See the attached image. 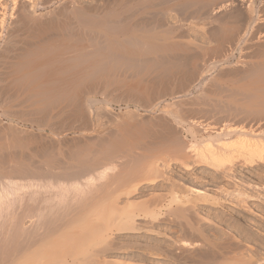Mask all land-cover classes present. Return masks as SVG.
Listing matches in <instances>:
<instances>
[{
	"label": "rangeland",
	"instance_id": "374dc122",
	"mask_svg": "<svg viewBox=\"0 0 264 264\" xmlns=\"http://www.w3.org/2000/svg\"><path fill=\"white\" fill-rule=\"evenodd\" d=\"M18 1L0 0V4L4 5L7 8V11L9 14L8 16L9 18H7L5 26L3 28L6 31L2 30L1 31L2 33H0L1 34L0 35V95L2 96V98L0 96V102L2 103V104L0 103V119H1L0 122H3V123L8 122V120L6 119V116L7 117L12 116V114L14 117L18 115L19 119L22 117H25L26 115L27 116L25 118H28L31 120L34 118L37 120H39L40 118L45 119L44 116L51 115L50 113L46 114L47 112L53 113L54 111H51L53 110V108H55L56 106L58 107L59 105V108H56V110L60 109V106L64 104V100H62L63 96L69 97L71 94L72 96H75L76 94L75 95L73 94L78 92L77 98L78 97H80L81 99L88 98L86 99L87 101H89L88 106L90 105L89 108L91 111L93 109L92 111L93 113L91 114L92 116L88 119L85 116H79L80 109L78 110L79 111L78 112L77 110L66 108L68 102L62 106V109L66 108L67 109L66 111L69 110L68 111L69 115L71 113L73 115L78 113L79 117H82V118L85 117L86 123H84V121L81 118L80 119L82 121L78 120L79 118H77L78 117L77 115H76V119H77L76 121L77 122L79 121V123L81 122V124L82 122L83 124L89 123L88 126L91 127V131L93 130V133L97 134V136L101 138L104 137L102 140L100 138L103 145H99V147L102 146L104 150L108 148L109 149L113 148L118 151L122 150L121 152H123V150L124 152L128 150L127 152H130L132 154L135 153L138 155L140 154V152L141 154L152 152V150L161 147L160 144L167 145L166 136H167V139L171 137V139L169 140H173V136H175L173 134H176V132L174 131L173 133L171 132L169 123L167 121L168 117L164 116L163 114L164 113L163 110H165L164 108L167 107L166 106L167 104L170 105L168 106L172 114L174 112L176 116L178 115L180 118L182 117L181 120H183V124L181 125V129L177 131L179 134H181L179 135V137L180 136L181 137L180 138L177 136L175 137L179 138L180 140L183 139L182 142H186L185 146H187V144L192 143V139L190 138V135L187 134L188 132H186L187 131L186 128L189 127L188 126L189 121H193L194 119L202 122V125L204 126L201 125L199 128L200 129L204 128V130H206L207 127L209 128V127H215V126H216L215 127L216 129L219 126L218 129L224 130V132H228L227 130H230L231 132L237 127L239 129L243 126H245L247 129L257 128L258 124L255 121L256 118H258L257 116L255 118L254 116H252L247 119H245V117L244 119L241 117L242 118L241 120V118L236 116L235 113L233 114V112L235 111L233 110L230 111V110L231 108L233 109L234 107L238 109L240 107L241 109V107L245 108L248 106V103L245 102L247 97L244 98L243 95L239 93L240 91L244 93L247 91L249 92L254 88L264 89V82H262L264 81V69H262V67H264V26H263L264 21L262 20L264 19V0H253L254 2L252 0H247V3L251 1L254 4L253 6L254 8L253 10L255 11V12L253 11V13L255 14L254 18H256L258 22L261 21L260 23L256 22L258 24L257 26L261 25L262 23L261 27L259 26L262 29L261 30L262 32L260 31L261 34L257 35V38L259 39L258 41H257V38L255 39V43L257 41L256 43L257 45L256 44L252 45L251 49L253 50L250 49L251 51L250 50L248 51L249 54L247 52L246 56H248V58L244 55L243 51H242L243 53H241L240 48L235 50V48L231 47V42H230L231 36L222 34L221 35L222 37H219L221 33L219 34L217 32L218 31V29L216 28L217 24L212 23V21L216 22L214 20H216L217 18L216 19L213 18L212 15H211L212 18H210L211 17L210 14L207 13L208 11L211 12L212 10L211 8H214L215 5L217 6V3L218 4L224 3V2L226 3L228 1L227 4H229L230 2L232 3L235 0H49V1L48 0H21V1L18 0ZM191 4H194L195 8ZM212 4H214V6H212ZM65 8H68V9H65ZM235 8H236V12L238 10L237 13L240 15V12L242 13L243 11L244 13L246 9V5L241 6L238 4L235 7L231 6L230 9H228L226 13L224 12V16L228 12L231 13L232 10L233 12H235ZM13 10L17 11L16 23H15V19L13 18L11 19V14L14 12ZM190 12L192 13L190 14ZM233 12L230 15L237 14L236 12L235 13ZM206 13L210 17L206 16ZM238 14L236 15L237 17H239ZM222 16L223 15H221V18ZM224 16L223 18H225ZM228 17L229 15H227L226 18ZM12 20H14V23ZM117 22L118 23L120 22V23L118 24ZM202 24L205 25L206 26L205 28L208 29L207 33H205L207 30L205 31V29L202 27L203 26ZM150 28L152 29V31ZM111 29L113 32L111 31ZM120 29L126 30L124 31L125 34L134 35L138 38L139 37L146 38V33L149 32L153 34L154 32V34L157 35L161 39L165 37L167 39L166 43L168 44H172L174 41L179 42L180 44L184 46V47H181L182 49H184V51H180L179 49H177L178 52L174 51L175 52L174 53L172 51L173 53H170L171 55H169V58L164 59L165 57H168L167 53L165 55L161 53L160 54L151 53V55L149 56L148 54H142V53L140 54L139 52L140 48H138L136 45H134V47L138 51L135 48H133V46H130L129 44L126 45L127 46L126 48L125 47L123 48L124 50L123 49L115 50L112 52L104 48H101L102 46L100 44H102V41L104 43V38H103L104 35H108L110 38H115L119 36V38H121L122 40L123 37L121 35L124 33H121L123 32V30L120 32ZM209 31L210 33H213L214 35L217 32L219 35H217L216 33V35L213 36V38H210L211 34L209 33ZM96 34L98 35L96 36ZM258 36L260 37L262 36V37L260 38ZM92 37L93 38L95 37L96 39L95 38L93 39ZM218 37L220 38L219 40H218ZM99 38H102V40ZM76 40L78 43L76 42ZM79 41H81V43ZM63 42L67 45H65ZM159 42H162V41L159 40ZM219 42H222V43H219ZM92 43L94 45L92 46L93 47L96 46L95 50L98 49V51L93 50L94 48L90 46ZM5 44L7 46H5ZM186 44H187V47H186ZM71 45H72V48H76L78 46L80 47L82 46L84 48L88 46L91 47L92 48V50L90 48L91 54L87 60L89 63L87 61L82 62L83 64L81 63V65L77 64L78 67L77 65L67 66L66 67L67 69L68 67L71 68V72H68L67 70L69 74L65 73L66 69H63L65 68L64 64L55 65V67L48 66V65H47V68L44 67L45 66L44 64H47L50 62L48 60H51L57 54L61 55L63 51H66L68 49L67 47L71 48ZM255 45L257 48L253 47ZM65 46H67L66 49H65ZM216 46L217 47L219 46L220 48L219 47L217 48ZM80 47H78L79 50H82L83 48L81 47L82 48L81 49ZM131 47L135 50H132ZM195 48L196 50H194ZM55 50L57 51L56 53L53 52ZM30 52L34 55L31 56ZM33 52H35L37 56L38 55L40 56H38L37 58V56ZM111 53L114 54V56H112ZM115 53L117 55L119 54L120 56L119 55L115 56ZM176 55H178L179 58L181 56L182 57L181 60L186 59L185 61L187 63H185L184 60L180 61L179 59H177ZM174 57L177 60H174ZM31 60H36V61L38 60V61L36 62V61H31ZM151 61L154 62V65L152 64ZM177 61L178 63H176ZM245 61L248 62L249 64L245 63L246 65L244 64L245 65L244 66L243 63ZM28 62L30 63L29 66H28ZM101 62H103L104 64ZM19 63H21V65ZM95 63L96 64L99 63V64L96 65ZM170 63H172L173 65ZM25 64L27 65L25 66ZM183 64L185 65L187 64V65L185 66ZM19 66L20 68L23 67L21 69L22 72L20 68L17 69V67ZM12 67L14 69H12ZM86 67L87 68L89 67V69H87ZM192 67H195V68H192ZM193 69L196 71V73H194L195 71ZM254 69L256 72L253 71L254 73H251V74H254V76L253 75L249 76V73L252 72V70ZM88 70L90 72H88ZM12 71L15 72V74H13ZM16 71L19 74H17ZM60 71L62 73L65 71L64 74L65 75L67 74V75L65 76L64 74L60 73ZM242 72L243 74H241ZM25 73L26 74L28 73L27 76ZM75 73L76 74L78 73L79 75L78 74L76 75ZM6 74L7 76L10 75L11 77L10 76L7 77ZM23 75L24 77L26 76V78H24ZM190 75H193V76L195 75V76L190 77ZM21 76L24 79L23 78L21 79ZM70 76H72L73 78ZM75 77L77 80L75 79ZM71 78L73 79V81L70 80ZM74 80L76 81L75 83H74ZM54 81L55 82L57 81L56 86H55ZM63 81L64 83H62ZM70 81L72 82V84ZM74 84L76 86H74ZM77 84L79 85V87H77L78 86ZM71 86L73 87V89ZM68 87L69 88L71 87L70 90L72 91V92H69V95H63V96L60 95L61 98L60 96H58L59 98L56 96L57 92L61 93L62 91L63 94H65L66 92L68 93V91H70ZM180 89L186 91L187 94L185 95L184 98L175 97L174 99L171 96V93L178 92V90L181 91ZM51 90L52 91L57 90V91L56 92L54 91L55 92L54 93ZM258 96L259 98L264 100V90L263 92H260V93L258 92ZM55 99L56 100L58 99L57 103L60 101L58 105H56L57 103ZM242 99H245V100H242ZM90 100H92L93 103L90 102ZM53 103L54 105H52ZM50 105L51 107L52 106L53 107L50 108ZM225 105L228 106L230 110L227 109L228 107H226ZM222 108L225 112L222 110ZM60 110H57V111H60ZM4 114L6 115L3 117ZM66 114L67 112L64 114V116ZM68 114L66 115L67 117L63 116V119L61 117L60 120H64L65 118V122H66L67 121L66 119L69 118L68 119L69 122L74 123L75 116H72L71 114L70 115L72 117L71 119L70 116H68ZM174 114L172 116H174ZM168 115L172 118L171 113H169ZM164 118H167V119H164ZM97 120L99 121V123H97L98 122ZM90 121H91V124H90ZM257 121L259 123L262 121L261 131H264V115L263 117L262 116L259 117ZM66 123H68V121ZM184 123H187V124H184ZM221 127L222 128L226 127L227 129L226 128H225L226 130L221 129ZM201 131L203 134V129H201ZM169 140L167 142H169ZM176 141L178 142V140ZM170 143L171 141L169 142L168 146L171 145ZM2 144L4 146V143ZM106 145L108 148L106 147ZM179 145L182 147L184 146L183 144L182 145L179 144ZM7 150H8V153H5L4 151H7ZM7 150H2V153L4 152L5 155L7 154L6 155L7 157L1 153L3 155V158H6L5 160L4 159H1V160L5 161V165L8 163L7 166L11 164V161L13 162V160L11 159L8 160V158L11 156H13L12 159H15L14 164L17 163L18 165H21L22 163V165L25 167L26 166L28 167V165L29 167L33 166L32 169L35 168V170L36 168L37 170L44 168L46 165V164L44 165L43 163H41L43 162L42 160L43 157H40L41 159H38L39 157H32L33 159L35 158L33 160L32 158L29 157L28 154L23 155L20 153V151L14 149L21 154L20 155L17 152L16 158H14L15 151L11 153L9 149ZM10 150L12 151L13 149H10ZM131 150L133 152H131ZM8 155L10 156L8 157ZM25 156L26 158L24 159ZM4 161H2L3 162L2 165H4ZM44 162L46 163V161ZM52 163L54 167H57V166L60 167L59 164H56L58 162H52ZM49 164L50 163H48L47 165ZM162 165L160 166V169L163 168L161 170L166 174L164 177H170V179H172L171 181L176 180L174 183L177 182V184L179 183V184H183L184 186L186 185L187 188L190 187V188L203 190L202 192H205V194L207 192V194L211 195L210 197H213V198L217 197L221 199L220 200L221 204L218 206V208L211 206V204L208 206H202V205H198L200 204L198 203L195 206L196 208L195 215H198V216H195L194 213H192V216L194 217V219L193 217H191L190 219L188 218L191 216V214H189L190 216L188 215L187 218L190 221L192 220L195 223L194 224L192 222L194 225L198 223L199 225L197 224L196 227L197 226L201 227V229L205 228V229H202L203 231L200 228L199 229L202 231L203 234L205 232L204 236L206 238L208 239L210 238L208 240L209 242L211 240L215 241V242L211 241L213 243L212 245H216L217 243H218L217 245L220 244L219 248L216 247L217 245L215 246L217 250L220 249V252H222L223 254H226V252L228 253V251L234 253V254L232 253L233 258L235 255L234 259H231V255H232L231 253L226 254L230 257V260L233 261L229 263V260H226L228 261L227 264H231V263L239 264L240 262H241L240 264H242L245 261V258L250 261L252 260L251 258H253V260L256 259L254 261L252 260L253 264L256 263V261L260 262L259 264H262V262L264 264V259H263L264 258V174H263L264 168L262 169L259 168L261 169V172H260L258 168L257 170L253 168L238 167L236 168L237 169L235 172L236 177L234 178L236 180L233 181L234 182L233 185L232 184L228 185L229 183L227 182H222V183L220 182V184L212 185L211 183L212 175L210 174L211 171L207 170L205 167L197 166L196 171L190 173V172H186L182 168L181 165L175 163L174 161H171L169 165H165V166L163 165V167ZM221 179L223 180L224 177H222ZM163 180L164 179L161 178L159 181H157L158 185L153 184L152 186L145 185V183L147 182H143L145 186H143V188L140 187V190L138 191V193L133 195L130 198V201L133 203H141V202H145L150 199H153L157 195L160 196L161 194V196L163 195L162 199L163 200L165 199L164 201L165 204H168V201L171 198L169 186L170 184H172V182L168 183L167 181L164 180L165 181L164 182ZM180 180H183V182H181ZM237 188L239 190H242L243 193H246L247 196H249L247 197V200H246V197L244 196H241V197L238 196L239 195L238 193H241V192H238L239 190ZM227 190H229L230 192H236V194L238 195L236 197L234 196V198H237V199H233V197L228 194L229 191ZM182 196L183 195L180 194V197ZM238 197H240V200ZM241 198L243 199V201ZM251 198L254 199V201L251 200ZM126 202L127 200L125 198H122V200L120 201V204L124 206ZM36 205H39V204H36ZM58 210L59 209H57V211ZM64 210L65 209L61 210L62 212L60 213L62 214ZM47 211H46L47 216L46 215L45 216L50 217V215L53 212L48 215ZM50 211H53V210H50ZM43 212L45 214V211ZM197 217L199 219H197ZM179 220L180 219L178 218L176 219L174 216H170L168 210H164L162 212V216L160 217L159 221L154 222V223L153 221H150L149 219H138L136 222L140 226H142V228H144L141 234H137V235L136 234H128V235L127 234L125 235L116 234L113 238V242L116 243L115 244L116 247L122 248L123 246L124 251H126L125 253L120 252L123 249L121 250L116 249L114 251H111L105 254L104 257L103 255L100 256L98 259L99 261H95L96 263L94 261H90L87 263L105 264L108 262L107 264H109V261H110V264L111 262H114L112 264H174L176 262L178 263V259L176 260V262L170 259V256H168V252H166V249L170 248L169 245L171 246L172 244H174L173 241L176 238L181 239L183 237L182 236L183 234H181L183 233V231L180 230L181 229L180 224L182 222L180 223ZM199 220H202V221H199ZM26 223L28 225L29 221H27ZM84 223L85 222H80V221H75L74 223H72L73 225L71 224L72 226L71 228L73 230L71 232L75 234H81L83 232L85 233L86 230H81V227L82 225H85L88 222H86L85 224ZM89 223H88V226L91 225V223L90 224ZM183 223L184 224H181V225H185V222ZM85 226L87 227V224ZM149 228L152 231H149ZM171 229L174 232L177 231V234L176 233H175L176 235L174 234L175 238L171 235L172 233H174L171 231ZM69 230L70 229H68V231ZM68 231L66 230V232ZM217 233L219 234V238L217 237L218 235ZM207 235L209 237H207ZM170 236L173 237L172 240H170L171 238ZM215 237H217L218 239ZM57 240L59 241L60 239H57ZM229 242L230 243L233 242V243L230 244ZM225 243L226 245H224ZM212 245H211V249L210 247H208V245H206L205 248L206 249L207 247L209 248L207 249L206 254L204 253L205 248L202 249L198 247L197 249H194V250L190 249L189 251L187 249V251L185 252L183 249L182 251L183 253L181 252V255L180 253L177 254V257L178 256L183 257L184 255V257L181 259V261L178 264H181L183 261L184 262L182 264L184 263L185 264H189V263L190 264H211V262L212 264H218L220 258L217 259V256L215 257L206 256V255H209L211 252H212L211 255L215 254L214 250L212 249ZM79 246L76 245V248L78 247V250L80 249V251L86 247V246L85 247L82 246L79 248ZM91 246L92 247L91 248L89 247V248L94 249L93 244ZM173 246L175 247V244L171 246L172 249H173ZM156 248L164 249L162 250V252H160L162 254L158 253V251H155ZM90 249H88V251ZM168 250H171V249H168ZM221 250L226 251V252L224 253ZM146 257L148 260L146 259ZM181 257H179V260ZM82 258L83 259H80V260H85L84 258L86 257H82ZM261 258L263 259V261ZM215 259H217L218 262ZM102 260H104L105 263H103ZM185 260L187 262H185ZM215 261L217 263H215ZM234 261H236V263ZM250 261L249 262L247 261V262L250 263ZM39 263L42 264V262H39ZM43 263L49 264V261L45 260L43 261ZM243 264H246V263H243Z\"/></svg>",
	"mask_w": 264,
	"mask_h": 264
},
{
	"label": "bare ground",
	"instance_id": "6f19581e",
	"mask_svg": "<svg viewBox=\"0 0 264 264\" xmlns=\"http://www.w3.org/2000/svg\"><path fill=\"white\" fill-rule=\"evenodd\" d=\"M16 1H18V0H16ZM227 2L226 3L225 2L220 3V4L217 3V6L215 5L214 8H211L212 10L210 9L211 12L208 11L207 13H209L210 16L212 15L213 18H215V19L217 18L216 20L213 19L216 22L212 21V23L217 24V27H216L218 29L217 32L219 34L221 33L219 37H222L221 36L222 34H226V35L231 36V41H230L231 47L235 48V50L240 48L241 53L244 52V55L246 56L247 52L252 48V45L256 44L258 39H259V38H257V35L261 34L260 31L262 29L260 27H261L262 23H261V25H259L260 27L257 26L258 24L256 22H258V20H256V18H254V15H255L253 13L254 4L251 1H250L251 3L250 2L247 3V0H235L232 3L230 2L229 4H227ZM45 3H44V5H45ZM238 4L241 6L246 5V9H245L244 13H243V11L241 13L239 10V12H240V15H239L237 13L238 10L236 12V8H235V12L238 14L239 17L236 16L237 14L230 15L233 12V10L231 11V13L228 12L229 14L227 13L224 16V12L226 13L227 10L230 9L231 6L235 7ZM191 5H193V7L195 8L194 4H191ZM212 6H214V4H212ZM17 8H18V6H17ZM20 8H22V7H20ZM65 9H68V8H65ZM13 11L14 12L11 14V19L12 18L15 19V23H16L17 11H15V10H13ZM109 12H111V11H109ZM109 12H108V14H109ZM235 12H233V13H235ZM191 13L192 12H190V14ZM207 13H206V16H209V15H207ZM204 15H205V13H204ZM219 15H220V17H219ZM221 15H223L225 18H223V16L221 18ZM227 15H229L228 18H226ZM8 16H9V14H8L7 8L4 5L0 4V33H2L1 32L2 30H5L3 28L5 26L7 18H9ZM212 16L210 18H212ZM97 17H99V16H97ZM260 19H262V18H260ZM262 20L264 21V19H262ZM12 21L14 23V20H12ZM83 22H84V20H83ZM260 22H258V23H260ZM15 25H14V27H15ZM94 26H95V24H94ZM202 27L205 29V31L207 30L205 32V33H207L208 29L205 28L206 26L203 25ZM122 30L120 29V32ZM111 31H112V29H111ZM124 31H126V30H123V32H121V33H124L121 35L123 37L122 40H121V38H119V36L115 37V38H110L108 35H104V37H103L104 43L102 41L103 45L100 44L102 46L101 48H104V49L112 52L115 50H122L124 47L126 48L127 47L126 45H128V44L130 46H133V48H135L134 45H136L138 48H140V50H139L140 54L141 53L142 54H148V56H149V55H151V53H156V54L161 53L164 55L167 53L168 57H165L164 59L169 58V55H171L170 53H173L174 51L176 52L177 49H179L180 51H184V49L181 48L184 46L182 44H180L179 42L174 41L172 44H168V43H166L167 39L165 37L161 39L157 35H155L154 32H153V34L149 33V32L146 33V38L145 37L144 38H142V37L138 38L134 35H127V34H125ZM151 31H152V29H151ZM215 31H216V29H215ZM215 31H213V32H215ZM92 33H94V32H92ZM209 33H210V31H209ZM216 33H215V35H216ZM218 33H217V35H219ZM115 34H117V33H115ZM210 34L212 36V37L210 36V38H213V36H215L213 33H210ZM97 35L98 34H96V36ZM73 37H75V36H73ZM219 37H218V40L220 39ZM258 37H260V36H258ZM256 38H257V41L255 43ZM68 39H70V38H68ZM99 39L102 40V38H99ZM159 40H161L162 42H159ZM76 42H77V40H76ZM79 42L81 43V41H79ZM219 43H222V42H219ZM65 45H67V44H65ZM72 45H71V48L65 46V49H66V47L68 49L66 51H63L61 53V55L57 54L51 60H48L50 62L47 64H44L45 65L44 67L47 68V65L55 67V65H61V64L63 65L64 64L65 68H63V69H66L65 70L66 72L65 71L64 72L68 73V72H71V68L68 67V69H67L66 68L67 66H76L77 64L81 65L82 62H86L88 60V57L91 54L90 48L94 46L93 43L90 45L91 47L88 46V47L84 48L81 46L83 49L80 46H78L82 50H79L78 47H76L77 49L72 48ZM256 45L253 47L255 48ZM5 46H7V45L5 44ZM95 47H93L94 48L93 50L98 51V49L95 50ZM186 47H187V44H186ZM60 48H59V50H60ZM133 48H132V50L136 49V48L135 49H133ZM91 50H92V48H91ZM194 50H196V48ZM251 50H253V49H251ZM53 52L56 53L57 51L55 50ZM33 53H35V52H33ZM248 54H249V52H248ZM32 55H34V54L31 53V56ZM35 55H36V53H35ZM116 55L117 54L115 53V56ZM38 56H40V55H38ZM38 56H37V58H38ZM112 56H114V54H112ZM189 56H191V55H189ZM176 57L180 61L184 60V59L181 60V58H182L181 56L179 58L178 55H176ZM246 57L248 58V56H246ZM187 58H188V56H187ZM91 59H92V57H91ZM98 59H99V57H98ZM177 59L174 57V60H177ZM246 59H244V60H246ZM133 60H132V62H133ZM31 61H36V60H31ZM148 61H150V60H148ZM99 63H97V64H99ZM101 63H103V62H101ZM176 63H178V61ZM185 63H187V62L185 61ZM245 63L247 64L248 62L245 61L243 63V65ZM5 64H7V63H5ZM19 64L21 65V63H19ZM152 64L154 65V62H152ZM170 64H172V63H170ZM15 65H16V63H15ZM26 65L27 64H25V66ZM29 65H30V63L28 62V66ZM31 65H32V63H31ZM183 65H185V64H183ZM90 66H92V65H90ZM53 67H51V68H53ZM77 67H78V65H77ZM93 67H95V66H93ZM18 68H20V66L17 67V69ZM22 68L23 67H21L20 70ZM86 68H84V69H86ZM192 68H195V67H192ZM12 69H14V68L12 67ZM17 69H15V70H17ZM39 69H40V67H39ZM42 69H43V67H42ZM87 69H89V67ZM154 69H155V67H154ZM259 69H260V67H259ZM262 69H264V67H262ZM67 70H68V72H67ZM61 71H63V70H61ZM61 71H60V73H62ZM84 71H86V70H84ZM253 71L256 72L255 69L252 70V72L249 73V76L250 75L254 76V74H251V73H254ZM12 72H10V73H12ZM21 72H22V70H21ZM57 72H59V71H57ZM64 72L62 74H64ZM88 72H90V71L88 70ZM16 73H17V71H16ZM80 73H81V71H80ZM194 73H196V71ZM13 74H15V72H13ZM17 74H19V73H17ZM27 74H26V76H27ZM85 74H87V73H85ZM241 74H243V72ZM24 75H23V77H24ZM6 76H7V74H6ZM8 76H10V75H8ZM26 76L24 78H26ZM28 76H30V75H28ZM192 76L193 75H190V77H192ZM23 77L21 76V79ZM70 77H72V76H70ZM80 77H82V76H80ZM72 78L70 80L73 81ZM21 79H19V80H21ZM75 79H76V77H75ZM84 79H86V78H84ZM209 80H210V78H209ZM186 81H188V80H186ZM75 82L76 81L74 80V83ZM262 82H264V81H262ZM54 83L56 86L57 81L56 82L54 81ZM54 83H53V85H54ZM62 83H64V81ZM71 84H72V82H71ZM189 85H191V84H189ZM74 86H76V85L74 84ZM71 87L70 88L68 87L69 90L71 89ZM77 87H79V85ZM72 89H73V87H72ZM263 90L264 89H262V88H254L251 91H249V92L247 91L244 93L239 90L240 91L239 93L241 95H243L244 98L247 97L245 102L248 103V106L245 108L241 107V109H240V107H239V109H238V108L234 107L235 109L234 108L232 109L230 107L231 108V110H230L229 107L226 106L227 103L225 106L228 107L227 109H229L230 111H232V110L235 111V112H233V114L235 113L236 116H238L240 118L242 117L243 119H244V117H245V119H247V118L252 117V116H254V118L256 116L258 118L261 116L263 117V115H264V100L259 98V96H258V92L259 93L263 92ZM54 91L56 92L57 90H54ZM54 91H52V92H54ZM222 91H224V90H222ZM69 92H72V91L70 90V91H68V93L64 92L65 94H63L62 91H61V93L57 92L56 96L58 97L60 95L61 96L69 95ZM228 92H230V91H228ZM77 93L73 94V95L76 94L75 96H72V94L69 97L63 96L62 100H64V104L68 102L66 108H68V109L70 108V109L77 110V111L80 109V112L78 111L79 116H85L88 119L92 116L91 114L93 113L92 112L93 109L91 107V109H92V111H91L89 108L90 105L88 106L89 101L86 100L88 98H86V99L84 98L85 99L84 100V99H81L80 97H78V98H80V99H78ZM237 93H238V91H237ZM186 94H187L186 91H184V90L179 91L178 90V92L171 93V96L174 99H175V97L176 98H184ZM230 95H232V94H230ZM61 96H60V98H61ZM226 97H228V96H226ZM231 97H233V96H231ZM1 98H2V96H1ZM234 98H236V97H234ZM52 100H54V99H52ZM57 100H56V103H57ZM242 100H245V99H242ZM59 102L56 105H58ZM90 102H92V100H90ZM52 105H54V103ZM168 105L169 104L166 105L167 107L165 106L166 108H164L165 110H163V112H164L163 114H164V116L168 117L167 121L169 123V127H170L171 132L172 133H173V131L176 132V134H173V135L179 137V135H181V134H179L177 131L179 129H181V125L183 124V120H181L182 117L180 118L178 115L176 116V114H174V112H173L174 116H172L173 114L169 110L170 105L169 106ZM62 106H60V109H62ZM52 107L50 105V108H52ZM56 108H59V105H58V107L56 106L55 108H53V110H51V111H54L53 113L47 112L46 114L50 113L51 115L44 116L45 119L40 118L39 120H37L34 118L31 120V119L25 118L27 115L25 117H22L19 119L18 115H17L18 117L16 115H15L16 117H14L12 114V116H8V117L6 116V119L8 120V122H6V123L0 122V127H1L0 128V141L2 143H4V146H3V144L0 142V144H1L0 145V264H36V263L41 264L39 262H42V264H46V263H43V261H45V260L49 261V264L50 263L51 264H90L87 262L99 261L98 259L100 256L103 255V257H104L105 254H107L111 251H114L116 249H119V250L123 249L120 252L125 253L126 251H124L123 246H122V248L116 247V245H115L116 243L113 242L114 236L116 234H121V235L122 234L123 235H125V234H127V235L128 234H136V235L141 234L143 232L144 228H142V226H140L136 221L138 219H149L150 221H153V223L157 222V221H159L160 217L162 216V212L164 210H168L170 216H174L176 219L177 218L180 219L181 221L179 220V222L180 223L182 222L181 224H184L183 222H185V225L180 224V228H181L180 230L183 231V233H181V234H183L182 235L183 237L181 239L176 238L177 240L175 239L174 240L175 242L173 241V243L175 244V247L173 246V249L171 248V246L174 244H172L171 246L169 245L170 248L167 247L168 249H171V250L166 249V252H168V256H170V259H172L175 262L178 259V263H179L181 261V259L184 257V255H183V257H181V256L177 257V254L180 253V255H181V252L183 251V249H184V252L187 251V249L189 251L190 249L194 250V249H197L198 247L203 249L206 247V245H208V247H210V249H211V245L213 244L212 242H215V241L211 240L212 242L211 241L209 242L208 240L210 238L208 239L204 236L205 232H204V234L202 233V231H203L202 229H205V228L201 229V227H198V226L196 227V225L198 224L197 221H196L197 224L194 225L195 223L192 220L190 221L189 219L191 217H193L192 213H194V215H195V210H196L195 206L198 203H200L198 205H202V206H208L211 204V206L218 208V206L221 204V201H220L221 199L217 198V197L216 198L210 197L211 195L207 194V192H206V194H207L206 195L205 192H202L203 190L190 188V187L187 188L186 185L184 186L183 184H179V183L177 184V182L174 183L176 180L171 181L172 179H170V177H164L166 174L161 170L163 168L160 169V166L162 164L164 166L169 165V163L171 161H174L175 163L181 165L182 168L186 172H190V173L195 172L197 166L198 167H205L207 170L211 171L210 174L212 175V177H211L212 185L213 184H220V182L221 183L227 182V183H229L228 185H231V184L233 185L234 184L233 181L236 180V179H234L236 177L235 176V172L237 170L236 168H238V167H240V168H253V169L264 168V131H261L262 130V127H261L262 121L259 123L258 122L259 120L257 121L258 118H256V120H255L258 124L256 129H247L245 126H243L239 129L237 127L236 129H234L231 132H230V130H227L228 132H224V130L218 129L219 126L217 127V129L215 128L216 126L215 127H209V128L207 127L206 130H204V128H201V129H203V134H205V135L202 134V131L199 128L202 125V122H200L196 119H194L193 121L188 120L189 121V123H188L189 127L186 128L187 129L186 132H188L187 134H189L190 138L192 139L191 144H187V146H185L186 142H182L183 139L182 140L179 139L181 136L179 138L173 136V140H169V139H171V137L169 139H167V136H166L167 145L160 144L161 147L152 150V152L147 151L149 153H145V154L144 153L141 154V152H140V154L137 155L134 153L135 154L134 155L130 152H127L128 150L125 152L123 150V152H121L122 151L121 149H120L121 151L115 150L113 148L109 149L107 147V145H106V147L108 149L104 150L102 148V146H100L101 147L100 148L99 145H103L101 140L104 137L101 138V137L97 136V134L93 133V130L91 131V127L88 126L89 123L83 124V122H82V124H81V122L80 123H79V121L77 122L76 121L77 120L76 115L78 116L77 111H76L77 114H74V115L71 113L72 111L70 112L72 114V116H75L74 117L75 122L70 123L68 120L69 118H68V119H66L68 121V123H66L67 121L65 122V118H64V120H60V119H61V117L63 119L64 114L66 112L68 114L69 110L66 111L67 109L64 108L62 110L57 109V110H60V111H57ZM26 109H28V108H26ZM222 110H223V108H222ZM49 111H50V109H49ZM230 111H229V113H230ZM73 112H75V111H73ZM169 113H171L172 118L168 115ZM5 115L6 114H4L3 117ZM66 115L64 117H67ZM70 115L68 114V116H70ZM79 116L77 117V118H79L78 120L82 119L84 121V123H86L85 117H83L84 118L83 119L82 117H79ZM70 118L72 119L71 116H70ZM242 118H241V120H242ZM164 119H167V118H164ZM232 120H233V118H232ZM62 121H64V122H62ZM97 123H99V121ZM239 123H241V122H239ZM90 124H91V121H90ZM184 124H187V123H184ZM202 126H204V125H202ZM207 126H209V125H207ZM225 128L226 127H224V128L221 127V129H225ZM97 131H98V129H97ZM159 131H161V130H159ZM183 131H185V130H183ZM180 132H182V131H180ZM166 133H168V132H166ZM177 133H178V135H177ZM100 138H101V140H100ZM168 140H169V142L171 141L170 146H168V144H169V142H167ZM176 140H178V142ZM180 141H181V143H180ZM179 144H181V145L183 144L185 147L184 146L182 147ZM179 146L182 148H180ZM7 149H9V151L11 153L15 151L14 152L15 153L14 158H16V154L18 151H20V153L23 155L28 154L30 158L39 157L38 159H41L40 157H43L44 159L42 158L43 162H41V163H43L44 165L46 164L45 165L46 168L44 167V168H41L38 170L36 168V170H35V168L32 169L33 166L29 167V165H28V167L27 166L25 167L22 165V163H21V165H18L17 163H15L16 164L15 165L14 164L15 159H12L13 156L9 157L10 155H8V157H9L8 160L11 159V160H13V162L11 161V164H9L7 166L8 163L5 165V161H4L6 158H3V155L4 156L7 155V154L5 155L4 152L8 153ZM10 149H13V150L11 151ZM14 149H16L18 151L14 150ZM2 150H7V151H4L2 153ZM131 152H133V151L131 150ZM28 155H26V156H28ZM26 156L24 157V159L26 158ZM18 157H19V155H18ZM1 159H4V160H1ZM2 161H4V165H2L3 164ZM44 161H46V163ZM22 162H24V161H22ZM52 162H58L56 164H59L60 167H58V166L54 167L52 165L53 164ZM39 163H40V161H39ZM48 163H50L51 165L50 164L47 165ZM56 164H54V165H56ZM163 165H162V167H163ZM37 167H38V165H37ZM261 169H259L260 172H261ZM222 177H224L223 180L221 179ZM161 178L164 179L165 181H167L168 183L172 182V184H170V186H169L171 198L169 199L168 204H165V202H164L165 199L164 200L162 199L163 195L161 196V194H160V196L157 195L153 199H150L148 201L141 202V203H133L130 201V198L133 195L138 193V191L140 190V187L143 188V186H145V185H148V186L151 185L152 186L153 184H157V181H159ZM180 181L183 182V180H180ZM143 182H147V183H145V185H144ZM165 188H167V187H165ZM238 190H236V191H238ZM166 191H167V189H166ZM227 191H229V190H227ZM238 192H241V193H238L239 194L238 195V194H236V192H230L229 191L228 194L230 196H232L233 199H237V198H234V196L236 197L237 195L240 197L241 196L246 197V200H247V197H249V196H247L246 193H243L242 190H239ZM180 194L183 196L180 197ZM226 194H227V192H226ZM240 197H238L239 200H240ZM122 198H125L127 200V202L124 206H122L120 204V201L122 200ZM251 200L254 201V199H252V198H251ZM242 201H243V199H242ZM235 202H236V200H235ZM36 204H39L41 206L36 205ZM241 204H242V202H241ZM38 206L40 209L38 208ZM57 209H59L60 211L59 210L57 211ZM63 209H65V210L61 214L60 212H62L61 210H63ZM50 210H53V211H50ZM54 210L56 211V213ZM43 211H45V214ZM46 211L48 212V215L51 214L52 212L54 214L52 213L50 215V217L49 216L46 217L47 216ZM189 214H191V216ZM53 215H55V216H53ZM188 215L190 216V217H188L189 219L187 218ZM195 216H198V215H195ZM193 219H194V217H193ZM197 219H199V218L197 217ZM27 221H29L28 225L26 223ZM75 221H80V222H85V223L90 222L91 223V225H89V226H88V223H86L87 227L85 226L86 224L84 223L85 225H82V227H81V230H86V232H85L86 234L84 232L81 234H75V233L71 232L73 230L71 228L72 227L71 224L74 223ZM199 221H202V220H199ZM68 229H70L69 230L70 232L68 231ZM66 230L68 232H66ZM149 231H152V230H150V228H149ZM171 231H172V229H171ZM182 231H180V232H182ZM172 232H174V231H172ZM175 233L177 234V231L171 234L174 238H175V236H174ZM213 235H214V233H213ZM213 235H211V236H213ZM172 236H170L171 237L170 240H172V238H173ZM195 236H197L198 238ZM207 237H209V236L207 235ZM217 237L219 238V234L217 235ZM217 237H215V238H217ZM195 238H197L198 240ZM57 239H60V240L58 241ZM57 241H58V243H57ZM210 243H211V245H210ZM231 243H233V242H231ZM79 244H80V246H79ZM87 244H89V245H87ZM90 244L91 245L93 244L94 249L93 248L90 249L92 247ZM76 245L79 246V248L82 246L85 247L87 245L88 248L86 246L84 249H82L80 251V249L78 250V247L76 248ZM216 245H212V249L214 250L216 255L215 254L211 255V253H212L211 252L212 250H211L210 251L211 253L210 254L208 253L209 255H206V256H212V257L217 256V259L220 258L219 262L217 259H215V260H217L218 264H227L228 261H226V260H229V263L233 262L230 260V257L228 255H226L228 253L232 254L233 252L228 251V253H227L226 251H223L224 250L223 249L221 251H223L224 253L226 252V254H223L222 252H220V249L219 250L216 249V247L217 248L220 247L219 246L220 244L217 246ZM224 245H226V243ZM118 246H120V245H118ZM208 247H207V249H209ZM88 249H90V250L88 251ZM207 249L205 248V252L203 251L205 254L207 252ZM221 249H222V247H221ZM85 250H87V251H85ZM162 250H164V249L156 248L155 251H158V253H160V252H162ZM160 254H162V253H160ZM233 254L231 255V259L235 258V255H234V258L232 257ZM163 255H165V254H163ZM158 256H156V257H158ZM199 256H200V254H199ZM82 257H86V258H84L85 260H80V259H83ZM179 257H181L180 260H179ZM236 257H237V255H236ZM248 258H250V257H248ZM146 259H147V257H146ZM185 259H187V258H185ZM251 259L253 260V258H251ZM263 259H262V261H263ZM252 260L250 261V260H247L245 258L246 262L244 261L243 263L253 264ZM254 260H256V259H254ZM102 261H103V263H105L104 260H102ZM247 261L248 262L250 261V263H248ZM185 262H187V261L185 260ZM217 262L215 261V263H217ZM234 262L236 263V261H234ZM257 262L258 261H256V263ZM107 263H105V264H107ZM112 263H114V262H111V264ZM176 263H174V264H176ZM256 263H254V264H256ZM259 263L260 262H258L257 264H259ZM109 264H110V261H109ZM211 264H212V262H211ZM262 264H263V262H262Z\"/></svg>",
	"mask_w": 264,
	"mask_h": 264
}]
</instances>
